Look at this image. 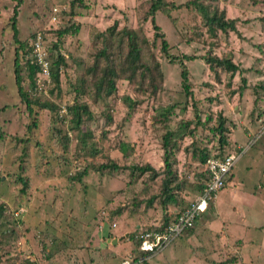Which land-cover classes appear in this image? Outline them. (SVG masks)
I'll return each instance as SVG.
<instances>
[{
	"label": "rangeland",
	"instance_id": "1",
	"mask_svg": "<svg viewBox=\"0 0 264 264\" xmlns=\"http://www.w3.org/2000/svg\"><path fill=\"white\" fill-rule=\"evenodd\" d=\"M163 1L165 8L155 11L153 17L167 41L169 54L200 56L207 45L201 42L205 37L199 16L184 4L186 0ZM253 1L220 0L219 6L224 5L227 17L255 16L256 20L248 24L250 27L242 22L237 26L247 39L229 33L220 39L221 49H211L219 54V50L224 53L231 46L242 45L244 57L236 62L242 68H250L251 71L243 72L249 87L237 97L232 90L240 85V74L232 78L234 88L226 87L224 81L213 79L203 61L197 58L183 61L195 95L187 99L180 86L179 64L168 62L159 52V39L152 42L151 24L146 15L150 0H0V203L9 220L15 214H20L18 217L22 220L16 226L14 220H4L7 231L0 233V244H3L0 251L8 255L5 257L8 264H25L26 259L29 264H57L58 261L60 264H121L132 253L133 235L145 227L156 226L162 221V213L180 209L195 198L198 190L192 181L195 182L199 169L192 152L204 147L209 156H222L236 151L233 141L241 145L237 148L240 156L230 171L231 180L215 193L208 210L197 219L194 232L176 237L160 252L146 257L145 264H264V174H261L264 131L256 136L259 113L264 108V92L254 102L255 91L250 88L264 81V48L262 60L256 62L253 59L260 52L252 46V43H264V20L261 19L264 1ZM14 5L18 42H26L28 46L39 33L47 62L57 52L64 57V65L58 70L59 91L51 79L42 75L35 76L36 90H31L32 99L56 106L55 121L52 112L37 107H34V117L28 115L17 95L13 59L18 43L12 37L9 19ZM115 21L117 26L106 37L108 26ZM70 22L78 25V31L58 38L54 31ZM124 25L137 30L138 43L147 39L141 45V58L151 67L158 63L161 87L154 95L148 91L135 94L132 84L118 79L117 89L111 96L93 102L91 82L98 78L105 62L99 60L93 74L84 75V69L95 62L94 54L103 45V38H109L106 44L109 50L116 49L117 44L125 49L126 39L118 33ZM211 42L216 46L215 38ZM29 55L24 49L18 50L21 86L27 92L30 89L24 61ZM81 77L83 83H80ZM202 82H207L214 97L205 96L208 85ZM76 86L83 89L82 95L76 94ZM128 95L140 101L130 109L124 101ZM218 97H222L221 103L225 105L222 108ZM74 99L85 102L91 115L81 126L92 132L84 146L78 140L80 132L71 130L68 124L66 107ZM220 111L235 123L231 131L232 124L226 117L230 141L222 150L216 136L201 125L204 115ZM163 112L165 117L159 114ZM106 114L111 115L110 124ZM195 114L200 123H196ZM250 117L255 125L251 124L250 134L245 136L237 120L247 125ZM56 127L68 138L66 144H61L60 137L54 135ZM187 129L192 130V135L184 133ZM166 131L172 132L173 169L184 182L177 192L178 203L160 206V198L155 195L160 192L161 177L151 179L149 172L131 174L127 166L149 164L160 171L162 135ZM238 133L244 137L238 140L241 136ZM120 142L127 145L125 152L120 151ZM107 161L116 162L120 168L95 170L94 167ZM83 170V174L73 178ZM17 175L26 177L24 192L20 191ZM250 190L256 195L255 201ZM148 198H153L151 204L146 203ZM114 227L127 236L112 245L107 237L108 230Z\"/></svg>",
	"mask_w": 264,
	"mask_h": 264
},
{
	"label": "trees",
	"instance_id": "2",
	"mask_svg": "<svg viewBox=\"0 0 264 264\" xmlns=\"http://www.w3.org/2000/svg\"><path fill=\"white\" fill-rule=\"evenodd\" d=\"M77 1V0H76ZM264 1V0H263ZM220 0H186L184 4L188 5L189 10L194 15L199 16V19L201 21V28L203 31L202 35L205 37V40H201L202 44L206 43L207 49L204 50L203 53H201L200 56H188L185 54H169L168 52V44L166 39H164L163 33L160 31V28L158 25L155 24L154 22V13L157 10L164 9L166 6V3L163 0H150V4L148 6V9L146 11V15L149 17L150 24H151V29H152V42L154 40L159 39L160 44H159V52L163 54L168 62H175L179 64V77H180V86L181 90L184 96L187 97V99L194 98V92H193V85L190 83V79L188 76V69L185 67L183 61H192L197 58L201 59L203 63L205 64L208 72L212 74L213 79L216 81H224V85L226 87H231L233 85L232 78L235 74H240L239 81L240 85L237 86V88L233 89V93H237L238 95H241L243 90L248 86L247 80L245 76H243V72H248L251 71L250 68H242L238 62L234 61L231 56H229V51H225L224 53L219 54L211 51L215 47L219 48L220 46V39L222 36H227L229 33H234L239 36V38H243L237 28L238 24L242 22L245 25L250 24V22L256 20V17H248V18H243L240 19L238 16L235 17H227L226 16V10L224 5L219 6ZM19 1H17L15 4L18 5ZM72 3V2H71ZM252 3H255V1L252 0ZM16 5H14L12 9V15L10 16V27L12 29V37L15 42L18 43V46L14 50V59H13V75H14V83L16 87V92L17 95L20 99V101L23 103L24 108L27 112L28 115L34 117V107H37L40 110H48L52 112V120L55 121L57 120L55 111H56V106L53 103H47V102H39L36 99H32V94L31 90L35 91L36 90V83H35V76L37 73L40 71L41 67L39 65H35L33 63H30V59L27 58L24 62L27 68V79L29 81V89L30 92H27L22 89L21 86V74H20V67H19V62H18V50H23L24 53H29V46H27L26 42H18L16 39V27L14 26V18L16 17ZM185 6V5H184ZM173 9V8H172ZM238 18V19H237ZM259 18V17H257ZM264 20V17L261 18ZM116 21L113 22L111 26H108L107 31L108 37L111 35L112 31L115 28ZM117 26V25H116ZM125 26V25H124ZM122 26L121 28L118 29V33L125 37L126 42H125V49L121 47V45L117 44V48L113 50H109L107 48V43L110 42L109 38H103V45L95 52L94 54V60L95 62L91 65H87L85 67L84 75L88 74H93L96 70V66L98 64L99 60H103L105 63L101 67V70L99 71V76L98 78L94 79L91 82V85L93 86L94 89V98L93 102H96L97 99H103L106 97L111 96L115 91H116V80L118 79H124L127 83L132 84L133 86V92L135 94L138 93H146L148 91L151 95L155 94L161 87V74H160V66L158 63L153 65H149L146 61H144L141 58L140 54V49L142 44L147 43V39L144 38L141 43H138L137 38H136V33L137 30L134 28L126 26ZM250 27V25H248ZM78 31V25L74 24L73 22L69 23L68 25H64L61 28H58L57 30L54 31L56 36L62 37L64 35H72L75 34ZM102 35V33H100ZM251 37V36H250ZM249 37L248 40H251ZM214 38L216 40L215 45L212 46L213 43L211 40L214 41ZM247 39V38H245ZM117 41V40H115ZM123 39L119 40V42H122ZM217 41L219 44H217ZM56 44H53L55 46ZM253 47H256L260 55L254 57L253 60L261 61L262 60V55H263V48H264V43H252ZM221 49V47H220ZM49 62V61H48ZM60 65H64V57L57 52L55 57L50 59V62L48 63V71H49V79H51V82L57 87L58 81H59V67ZM84 77V76H83ZM158 77V81H157ZM84 80H82V77L80 78V83H83ZM203 85H208L207 82H202ZM209 86V85H208ZM255 91V98L254 102H257L258 99L261 97V92H264V81L258 82L254 84L253 86H250ZM57 90L59 91V88L57 87ZM57 91V92H58ZM74 91L76 94H83V89L80 86L74 87ZM211 97V96H209ZM208 97V98H209ZM207 99V98H206ZM124 101L126 102V106L128 109L132 108L134 105L138 104V100L133 99L132 97L124 96ZM206 102V101H205ZM210 101L206 102L209 104ZM67 113L69 115L68 119V124L70 125L71 130H78L80 133V136H78L79 143L81 146L86 145V141L89 139V137L92 136V132L86 127L84 129L81 128L82 124L85 121H89L91 119L90 112L87 108V104L85 102H80L76 101L75 99L72 100L70 104L67 105ZM162 117H165L163 113H159ZM261 114V115H260ZM260 117L264 115V108L263 110L259 113ZM197 118L196 123L199 122L198 114H195ZM212 116H214V119H212ZM107 124H110L112 122V118L110 114L105 115ZM259 117V118H260ZM226 117L222 114V112H217V113H207L206 115L203 116V120L201 121V125L203 126V129L205 128L206 130H209L214 136L217 138V143L219 145V148L226 147L228 144V138H227V133H228V128L226 127ZM211 123V124H210ZM32 125H35L34 123H31ZM188 122H184V125H187ZM212 125V126H207V125ZM27 128H29L27 126ZM54 135H58L61 139V144H66L68 141V138L66 137L65 134H61L59 128H54L53 130ZM186 134L192 135V130L187 129ZM172 135L171 131H166L162 135V169L160 171L155 170L153 167H151L149 164H145L143 166H137V165H130L127 166L129 169L130 173L133 174L135 171L138 174H142L145 172L150 173V178L155 179L161 177L160 180V192L156 197H159V204L160 206H165V204L168 203H175L177 202V192L181 190L182 184L184 180L181 178L177 177L176 171L173 169V164H174V157L173 153L174 151L172 144H170V137ZM64 142V143H63ZM127 145L125 142H120L119 143V149L121 152H125V148ZM193 155L196 156L197 162H198V172L195 173V182L192 181V183L195 185L196 184V189L198 192H201L205 181L208 178L207 171L204 166V162L206 158L211 157L207 153V149L204 147L202 149H198L195 152H192ZM93 152H91V155ZM213 157H220V154H215ZM95 170H102L104 168H107L108 170H117L120 168L118 164L114 161H107L103 164H100L99 166L94 167ZM232 169V168H231ZM85 170L82 172H78L75 174V177L73 178H78L80 174H83ZM16 179L20 183V191L24 192L27 186V181L25 176H20L17 175ZM256 185L253 186V188ZM152 196V197H155ZM151 197V196H150ZM153 201V198H148L146 201L147 204H151ZM211 203H209L207 209L205 212L208 210L209 206ZM164 209V208H163ZM177 212V211H176ZM176 212H171V213H162V221L156 225V226H149L145 227L143 230H152V229H160L164 227L166 224L169 223L172 217L176 215ZM203 212L202 214H204ZM201 214V215H202ZM16 216H12L14 222L13 224L16 226L17 223L22 222L20 217H18V214H15ZM173 215V216H172ZM200 215V216H201ZM199 216V217H200ZM197 217V219L199 218ZM192 223V226L187 228L182 232L184 236L190 235L194 232L195 226H196V221ZM13 221L9 220V216L7 215L5 207L0 203V233L1 231L5 230V221ZM7 231V230H5ZM181 234V235H182ZM181 235L180 238H181ZM178 236V237H179ZM135 238V239H134ZM140 238V233L135 234V237L133 235L134 239V244L133 247L131 248L132 253H138V243ZM57 239V238H56ZM0 246H3V244H0ZM2 250V247H0ZM6 252L1 253L0 251V264H8V260H5V257H8ZM2 255V256H1ZM145 260V259H144ZM27 259L25 260V264ZM146 260L143 261L142 264H145ZM57 264H60L59 261Z\"/></svg>",
	"mask_w": 264,
	"mask_h": 264
},
{
	"label": "built area",
	"instance_id": "3",
	"mask_svg": "<svg viewBox=\"0 0 264 264\" xmlns=\"http://www.w3.org/2000/svg\"><path fill=\"white\" fill-rule=\"evenodd\" d=\"M30 63L41 67L37 76L49 78L46 48L42 45V38L37 33L29 42ZM44 82V80H42ZM258 137L264 131V115L258 120ZM240 156V151L229 152L220 157H208L204 162L208 178L201 192L196 193L195 198L177 209L176 215L168 224L160 229L142 230L138 243V253H130L121 261V264H141L146 257L156 254L170 241L182 234L184 230L192 226V223L207 209L209 203L213 202L215 193L223 188L227 182V175ZM158 225V224H157ZM115 226V224H111ZM135 237V235H134Z\"/></svg>",
	"mask_w": 264,
	"mask_h": 264
},
{
	"label": "crops",
	"instance_id": "4",
	"mask_svg": "<svg viewBox=\"0 0 264 264\" xmlns=\"http://www.w3.org/2000/svg\"><path fill=\"white\" fill-rule=\"evenodd\" d=\"M239 30V32L241 31L240 29H238ZM232 33V32H231ZM240 34H241V36L243 37V38H248V37H246L245 36V33H243L242 31L240 32ZM248 43V42H247ZM247 43L245 44V45H247ZM244 51V49H243V46L242 45H239V47H237V48H234L233 46H231V47H229L228 48V50L227 51H229V56H231L232 57V59L234 60V61H240L241 60V56L242 57H244V55L242 54V52ZM245 52V51H244ZM222 87H223V85H222ZM235 86H231V88H234ZM206 88V91H205V93H206V95L205 96H209V95H211V97H214V95L212 94V91H210V87L209 86H206L205 87ZM226 87H223V89H225ZM222 90V89H221ZM221 94H222V96L224 97V98H226V96L223 94V92L221 91ZM236 95H237V97H238V94L237 93H235ZM235 94H233V95H235ZM218 100H219V107L220 108H222V107H224L225 105L223 104V103H221L222 101V97L220 98V97H218ZM212 102V101H211ZM226 103H228V100H225V104ZM212 104V103H211ZM216 108H218V107H216ZM227 115V114H226ZM225 117H227V119H228V123H230V124H232V129H231V131L235 128V123H233V119H231L230 118V116H225ZM241 119H242V117H241ZM249 119V118H248ZM252 118L250 117V119H249V123H247L246 122V124L247 125H244V123L241 121H239V119L237 120L238 122H239V124L242 126L240 129H242V133L243 134H245V136H249V134H250V126H251V124L254 122V120L252 121L251 120ZM254 125H255V123H253ZM251 127H253V125L251 126ZM257 128V127H256ZM256 128H255V130H256ZM243 134H241V133H238V135H241V136H239V138H238V140L241 138V137H244V135ZM229 141L230 140H228V145H229ZM234 142V144H235V150H237V148L238 147H240V145L241 144H239L238 143V141H233ZM248 151V150H247ZM226 154V153H225ZM231 171V170H230ZM262 176H263V174H264V171H262ZM231 175H230V172H229V174L227 175V181H230L231 180V177H230ZM249 193H251L252 194V196L251 197H253L252 198V200L253 201H255L256 200V195L255 194H253V191L252 190H250L249 191ZM246 194V193H245ZM250 195V194H249ZM213 201H214V199H213ZM175 203H178V202H175ZM211 204H212V202H211ZM177 209H179V207L178 208H176V209H172V210H169V212L171 213V212H176L177 211ZM173 216V215H172ZM216 216L218 217L219 215H218V213H216ZM243 219H244V217H243ZM210 221H212V220H210ZM241 221V220H240ZM208 226H210V225H208ZM201 229V228H200ZM210 230H212V231H214V228H212L211 227V229ZM108 231H110L109 233L110 234H108V239L111 241V238L113 239V238H116V242L115 243H118L120 240L118 239L120 236H123L125 233L120 229V228H118V227H114V230H108ZM225 234V233H224ZM227 235H225L224 237H226ZM224 237H223V239H224ZM107 238H105V239H107ZM104 239V240H105ZM102 240V239H101ZM93 241H95V242H97V240L96 239H93ZM104 242H106V241H104ZM113 245V244H112Z\"/></svg>",
	"mask_w": 264,
	"mask_h": 264
},
{
	"label": "water",
	"instance_id": "5",
	"mask_svg": "<svg viewBox=\"0 0 264 264\" xmlns=\"http://www.w3.org/2000/svg\"><path fill=\"white\" fill-rule=\"evenodd\" d=\"M126 236H127V233H125L123 236H120L118 239L121 240V239H123ZM115 242H116V238H113V239L111 238V243L115 244Z\"/></svg>",
	"mask_w": 264,
	"mask_h": 264
}]
</instances>
